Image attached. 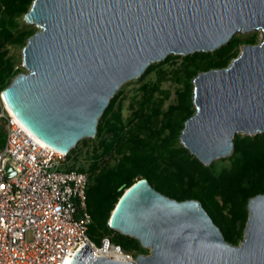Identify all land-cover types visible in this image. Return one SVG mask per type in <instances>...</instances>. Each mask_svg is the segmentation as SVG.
Masks as SVG:
<instances>
[{
    "label": "water",
    "instance_id": "water-1",
    "mask_svg": "<svg viewBox=\"0 0 264 264\" xmlns=\"http://www.w3.org/2000/svg\"><path fill=\"white\" fill-rule=\"evenodd\" d=\"M23 19L37 30L2 97L62 152L95 137L111 98L152 62L212 51L259 28L261 39L243 43L228 65L195 75V112L180 139L210 165L231 155L237 133L264 132V0H33ZM247 209L243 238L233 243L201 200L171 197L142 177L120 196L109 225L149 252L126 261L95 256L85 244L70 264H264V192Z\"/></svg>",
    "mask_w": 264,
    "mask_h": 264
},
{
    "label": "trees",
    "instance_id": "trees-1",
    "mask_svg": "<svg viewBox=\"0 0 264 264\" xmlns=\"http://www.w3.org/2000/svg\"><path fill=\"white\" fill-rule=\"evenodd\" d=\"M32 1L0 0V93L18 72L24 70L8 55L7 45L23 47L37 30L35 26L21 27L23 15ZM240 40L234 37L213 52L184 55L182 63L170 73V78L183 86L177 88L175 101L164 109L161 106L164 99L158 102L155 95L162 78L170 72L164 69L158 70L156 81L141 86L143 97L128 119L116 108L121 90L111 98L99 120L94 157L87 168L78 167L89 175L87 206L93 219L89 232L97 242L109 234L135 256L149 252L135 237L109 225L120 196L142 177L171 197L201 200L227 240L239 243L243 238L248 201L264 192V132L237 133L230 163L219 171L201 162L183 144H178L186 120L195 112L193 78L201 70L228 65L239 52ZM247 42L253 43L255 38L244 39V43ZM175 56L178 55L170 54L166 60ZM155 67L156 63H151L146 73ZM169 95L170 91H166V98ZM5 141L6 125L0 122V147Z\"/></svg>",
    "mask_w": 264,
    "mask_h": 264
},
{
    "label": "built area",
    "instance_id": "built-area-1",
    "mask_svg": "<svg viewBox=\"0 0 264 264\" xmlns=\"http://www.w3.org/2000/svg\"><path fill=\"white\" fill-rule=\"evenodd\" d=\"M0 118L6 125L0 147V264H70L85 244L95 256L136 260L112 235L101 242L90 235L88 172L69 165V153L29 130L2 92Z\"/></svg>",
    "mask_w": 264,
    "mask_h": 264
},
{
    "label": "rangeland",
    "instance_id": "rangeland-1",
    "mask_svg": "<svg viewBox=\"0 0 264 264\" xmlns=\"http://www.w3.org/2000/svg\"><path fill=\"white\" fill-rule=\"evenodd\" d=\"M26 26H35V24L27 23L24 19L21 21V27ZM234 37H238L240 40L237 49L240 52L242 45L244 43V39L248 37H254L255 40L261 39L262 37V29H252L250 31H238L233 35ZM8 49V55L11 56L18 65H20L23 69L25 68L23 65L22 60V50L23 47L21 45L17 44H9L7 45ZM216 50V49H215ZM212 50L211 52L215 51ZM238 52V53H239ZM175 54V53H172ZM191 54V53H190ZM170 55V54H169ZM178 56H175L169 60L163 59L159 61H155L152 63H156V67L149 73H146V71L140 75L139 77L133 78L131 80H128L122 84L120 89L121 92L118 94L117 100H116V108L120 110L122 116L124 119H128L130 116L133 115L134 110L137 107L138 100H140L143 97V89L141 86L145 82H153L157 80L158 70L164 69L166 71H170L169 74L162 78L160 82L159 90L155 92L156 95V101L159 102L161 98H163V102H161L162 108H166L168 104L175 101L176 99V91L177 88L180 86L182 87L183 84H178L175 80L170 78L171 69L173 67L179 66L183 61V56L185 54H175ZM232 60V59H231ZM194 84V83H193ZM161 90H164V92H161ZM170 91L169 97L166 98L165 92ZM161 116H159L160 118ZM0 122H5L2 118H0ZM182 141L179 138L178 144ZM98 144V138L97 135L95 137H87L86 139H81L79 143L74 147L71 152H69V165H73L76 167H79L81 165L85 166L86 168L90 165V162L92 161L94 157V148ZM107 159V158H105ZM230 159L229 156H221L217 157L213 160V162L210 164L213 166V168L217 171L221 170L223 167L229 165ZM118 231V230H117ZM114 234V233H111Z\"/></svg>",
    "mask_w": 264,
    "mask_h": 264
}]
</instances>
